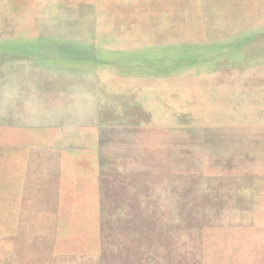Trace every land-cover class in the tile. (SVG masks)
Listing matches in <instances>:
<instances>
[{
	"label": "rangeland",
	"instance_id": "1",
	"mask_svg": "<svg viewBox=\"0 0 264 264\" xmlns=\"http://www.w3.org/2000/svg\"><path fill=\"white\" fill-rule=\"evenodd\" d=\"M90 264H264V0H0V230Z\"/></svg>",
	"mask_w": 264,
	"mask_h": 264
},
{
	"label": "crops",
	"instance_id": "2",
	"mask_svg": "<svg viewBox=\"0 0 264 264\" xmlns=\"http://www.w3.org/2000/svg\"><path fill=\"white\" fill-rule=\"evenodd\" d=\"M72 239V233L60 238L51 228L23 226L18 220L0 230V264H90L83 249L65 247ZM199 264H205L204 260Z\"/></svg>",
	"mask_w": 264,
	"mask_h": 264
}]
</instances>
